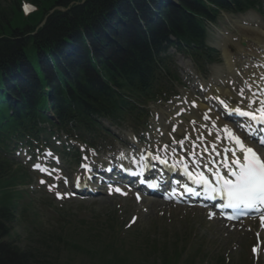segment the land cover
<instances>
[{
  "label": "trees",
  "instance_id": "obj_1",
  "mask_svg": "<svg viewBox=\"0 0 264 264\" xmlns=\"http://www.w3.org/2000/svg\"><path fill=\"white\" fill-rule=\"evenodd\" d=\"M2 1L0 264H63L59 257L63 247L81 252L79 247L86 240H107L101 226L96 223L95 228L92 225L81 231L63 219L46 226L39 214V209H45L25 200L26 192L15 190L18 184H26L27 175L12 169L14 164L7 159L9 149L25 141L38 142L45 125L91 140L102 131V119L111 123L145 119L147 111L136 105L159 100L168 92L167 78L175 81L170 61L160 56L170 44L168 36L183 45L181 52L197 63H211L217 53L204 46V22H215L220 11L258 9L264 0H180V12L173 9V18L152 32V22L145 17V6L151 0H85L82 6L74 5L82 0H25L34 7L27 16L20 10L22 0ZM55 7L66 11H52ZM48 63L50 70L45 69ZM102 221L112 250L119 240L112 235L115 221ZM15 227H20L22 238ZM172 246V251L156 249L160 264H195L196 249L184 254L178 241Z\"/></svg>",
  "mask_w": 264,
  "mask_h": 264
},
{
  "label": "rangeland",
  "instance_id": "obj_2",
  "mask_svg": "<svg viewBox=\"0 0 264 264\" xmlns=\"http://www.w3.org/2000/svg\"><path fill=\"white\" fill-rule=\"evenodd\" d=\"M4 5V1L0 0V6L4 7ZM262 10L260 13L249 12L238 16L224 13L218 18L216 25L208 27L207 44L218 50L219 62L206 68L204 73H199L193 62L186 57L177 56L175 61L173 60L181 80L180 84L175 86L176 95L174 97L172 95L173 98L170 97L171 99L165 103L149 105L148 128L143 135L138 136L137 141L140 144L135 143L134 149L127 144V142H133L131 138L134 134L136 135L130 127L134 123L127 122L122 127L105 124L112 135L108 133L91 141L90 145L96 148L95 150L107 151L101 154L102 157H98L100 155H96L88 146L89 144L79 148V152L86 155L91 162V159L103 160L111 155L115 157L120 152L128 154L129 151L135 155L134 153L140 147L163 149L164 144L169 145L175 138L185 135V130L190 128L188 124L190 118L199 120L200 115H210L211 111L207 106L213 104L215 97L211 92L212 88L220 90V95L236 106L239 97L242 98L244 94V86L238 78L235 80L232 74L227 73L222 53L227 52L234 59L240 60V53L246 51L249 46L256 48L254 31L264 35V5ZM237 69L242 68L238 65ZM243 71L241 70V73ZM197 88H202L203 91H198ZM227 91H229V98L224 95ZM199 105L204 109H199ZM176 122L179 125H176ZM220 123L223 128L227 127L225 121ZM176 128H179L180 132H174ZM201 130L205 131L201 127H196L195 133L198 135ZM58 154L55 152V155ZM37 157L30 162L26 159L24 151L18 150L10 156V159L14 162L13 170H20L19 174L26 172L28 176L24 181L27 184L23 186L18 184L15 190L21 193L30 192L27 193L25 200L27 198V200L36 201L34 206L45 209V211L39 209V214L46 226L57 225V219H63L73 222L77 229L86 231L92 225L95 228L96 223H99L102 236L107 239L105 241H108L110 237H105V226L101 224L102 220L110 218L115 221L112 235L115 236L114 239L119 240L114 249L109 250L105 241L86 240V243H82L79 247L81 252L69 246H66V249L62 248L59 257L63 260V264H160L159 257L148 249L155 246L151 242L161 245L164 241L166 248L172 251V241L183 237V242L179 244L182 251H185L186 243L190 245L186 248H189V251L193 247L198 249L195 264H253V262L264 264V235L260 233V224L256 221H246L242 225L233 227L218 219L210 220L206 212L198 208L170 205L156 198L144 199L143 202H136L132 196L102 195L86 200L75 197L66 198L64 196L68 194L69 184L65 178H72L78 171L75 159L73 157L63 159L62 168L53 164L54 170L62 172L63 177L61 188L54 189L53 179L32 174L33 172L30 171L32 164L42 160L40 154ZM55 157L59 159L58 156ZM50 187L51 190H49ZM57 193L60 194L59 200L55 199ZM150 202L155 204H149ZM92 219L95 221H91ZM14 231L19 236L20 227H15ZM19 237L22 238L23 235ZM69 241L71 239L67 238L66 242L70 243ZM253 249L256 251L254 252Z\"/></svg>",
  "mask_w": 264,
  "mask_h": 264
},
{
  "label": "snow or ice",
  "instance_id": "obj_3",
  "mask_svg": "<svg viewBox=\"0 0 264 264\" xmlns=\"http://www.w3.org/2000/svg\"><path fill=\"white\" fill-rule=\"evenodd\" d=\"M28 10V6H25V11ZM221 103L223 102L221 101ZM254 103H256V101H250L245 109H241L238 106L234 107L228 113L229 115L234 114L240 118H245L250 122L248 124L241 121L236 122L241 128L247 131L250 137H256L257 134L264 133V100H260L259 106L256 108H253ZM224 131L227 133L228 138L237 146L236 149H225V152L231 151L232 155L230 162L227 157H225V175H220L219 170H216L215 186L210 185L202 173L193 175L192 172L187 170V165L184 166L185 175L198 186L202 185L206 192L212 193L213 198L218 195L223 199L225 201L223 207L225 208L234 211L245 210L261 212L262 208H264V159L252 148L247 147L243 141L236 137L227 127H225ZM180 143L182 145L183 141H180ZM259 143L264 145V137L259 139ZM213 149L215 150V146H213ZM205 151H207V149ZM237 151L242 155L238 157ZM48 155H51V153H48ZM156 159H159V157H156ZM160 162L165 163L164 160ZM182 162L183 161H181V163ZM82 167L86 166L82 165ZM34 168L45 171L39 164L34 165ZM197 176L199 178H197ZM41 183H44V181H41ZM52 187H54V185ZM49 190H51V187ZM116 191L119 192V189H116ZM185 192L190 195H197L195 189L187 186H185ZM57 196L59 198L60 194L57 193ZM227 218L233 219L231 216ZM261 218L264 220V216ZM253 251L255 252L256 249H253Z\"/></svg>",
  "mask_w": 264,
  "mask_h": 264
},
{
  "label": "bare ground",
  "instance_id": "obj_4",
  "mask_svg": "<svg viewBox=\"0 0 264 264\" xmlns=\"http://www.w3.org/2000/svg\"><path fill=\"white\" fill-rule=\"evenodd\" d=\"M255 36V47L252 48L249 46L246 51H243L240 53L239 56L240 60L234 59L233 56L229 55L227 52L222 53V58L224 60V64L227 70L228 74H232L235 80L237 78L240 80V82H243L244 84V94L241 97H239L237 106L241 109H245L247 104L250 101H256V103L253 104V108H256L259 106V101L264 100V35H261L260 33L254 31ZM254 38V37H253ZM238 49V48H237ZM256 60H253V59ZM247 67H245L246 65ZM241 66V70H244L241 73V70L237 69V66ZM211 92L215 95V98H220L219 103L223 104V107L221 108V111L225 114L224 108H229L230 101L228 99L225 100V98L220 95V90L216 88H212ZM229 91L225 92V97H230L228 94ZM221 101L223 103H221ZM202 104L205 105V103L202 102ZM206 106V105H205ZM196 107V103H195ZM199 109H204L201 105L198 106ZM209 108V107H208ZM212 108H209L208 110L211 111ZM209 116H211V119H209ZM207 117L204 122L197 121V119L190 118L189 124L192 123L193 127L195 128H188L185 130L186 137H188V142H183L184 148H186L187 153H193L196 150H202L203 148H207L208 150L214 152L216 149H220L226 145V143H231V140H225L224 137H220V134L226 135V132H224V129L220 123L221 119L218 118L214 112L211 111L210 115L204 114V116H199V118ZM239 120H235L237 122ZM195 124V125H194ZM204 128L205 131L198 133L201 134L200 136L195 133L196 127ZM213 128V130H211ZM203 129V128H202ZM210 130V131H209ZM230 131H232L231 128H229ZM175 132H180V129L177 128ZM198 139V140H197ZM197 140V142H195ZM192 145H194L196 148L192 151H189L188 148H190ZM213 146L215 147V150L213 149ZM174 151V149H173ZM170 153H173L172 151H169ZM144 153V152H143ZM143 153H140L138 155V158L142 156ZM198 153H201L200 151ZM141 155V156H140ZM121 157L126 158L125 161L131 163L132 159L131 156L125 154H120ZM138 162V161H137ZM131 166V164H129ZM155 202V201H154ZM149 204H155V203H149ZM240 223V222H239ZM105 244H108V241L104 242Z\"/></svg>",
  "mask_w": 264,
  "mask_h": 264
}]
</instances>
